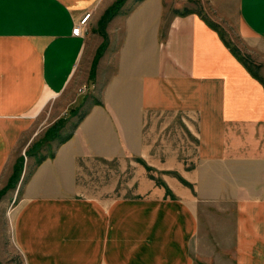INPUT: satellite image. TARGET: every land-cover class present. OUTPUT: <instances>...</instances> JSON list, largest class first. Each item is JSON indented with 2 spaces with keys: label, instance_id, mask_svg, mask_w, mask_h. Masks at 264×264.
<instances>
[{
  "label": "crops",
  "instance_id": "obj_1",
  "mask_svg": "<svg viewBox=\"0 0 264 264\" xmlns=\"http://www.w3.org/2000/svg\"><path fill=\"white\" fill-rule=\"evenodd\" d=\"M215 1L264 41V0ZM101 2L0 0V182L48 154L14 208L24 264H264V81L179 0H125L89 46L73 30ZM97 48V101L36 142Z\"/></svg>",
  "mask_w": 264,
  "mask_h": 264
},
{
  "label": "rangeland",
  "instance_id": "obj_2",
  "mask_svg": "<svg viewBox=\"0 0 264 264\" xmlns=\"http://www.w3.org/2000/svg\"><path fill=\"white\" fill-rule=\"evenodd\" d=\"M105 1L108 2V0ZM117 1L118 0H113V5ZM175 1L177 0H165V5L172 6L174 5ZM179 1L183 2L182 5L186 6V9L188 7H196L200 5L203 9L206 8L205 12L207 16L210 18L213 17L218 20L219 26L221 27L226 39L230 42L231 46L238 48V50L241 52V55L250 60L258 73H260L264 77V41L256 38L246 37L241 29L239 18L235 13V8L233 5H228L226 12H223L221 7L219 6V3H216L215 0ZM103 2H101L99 7L97 6L95 8L93 13L89 12L90 16L87 20L85 31L83 32V34L89 36L87 38H90L89 46L91 42H95V37L93 36L97 34L99 28H101V23L103 24L104 22L101 21V18H105L106 16L103 13ZM129 4H131L130 1L127 6H129ZM110 7L111 6H109V8ZM84 16L85 15H83L82 17ZM106 17V20L110 21L108 16ZM108 21L106 22V24L109 23ZM105 38L107 39V36ZM88 49H90V47H87L84 55H87ZM97 49L95 53L96 55H94L93 58V62L91 63L90 60L85 65L83 61V63H81L82 65H79L74 78L72 79L71 83L68 84L65 92L57 98L55 102V105L58 106L57 110L56 106H54V110L51 115H49L50 113L48 112L49 107H46L45 110H43L40 119L44 120V125L40 131L41 137L37 136L35 138H38L36 142L42 139L47 131L50 130L52 132V137L54 138V140H60L59 137L62 138L60 134L61 129L64 127L67 119L71 118L76 113H79V115H76V117H74L75 120L76 118L78 119L79 116L86 111L87 107L91 103H95L97 101L95 82L97 57L99 55V49ZM61 112L62 114H60ZM59 114L62 116L60 117ZM50 124L51 126H49ZM58 124L63 125V127L60 126L59 133L56 132L55 136H53L55 128L56 131L59 129L57 127ZM45 137L47 139L48 135ZM27 139L28 135H26L25 138L18 143L17 150L15 152L18 153L22 151L23 147L25 146V141L27 142ZM30 147L32 146H27L24 149L23 154H13L11 164L10 166H8V173L5 172V176L0 182V264H24V259L20 254V251L17 249L12 238L13 219L15 214L14 208L19 203L22 189L25 183L24 180L33 170L36 163L40 160V156L48 155L41 153L31 154L33 153V149L29 150Z\"/></svg>",
  "mask_w": 264,
  "mask_h": 264
},
{
  "label": "trees",
  "instance_id": "obj_3",
  "mask_svg": "<svg viewBox=\"0 0 264 264\" xmlns=\"http://www.w3.org/2000/svg\"><path fill=\"white\" fill-rule=\"evenodd\" d=\"M124 1L125 0H118L113 6H111L110 8H109V10L107 11V16H108V18H111L112 16H114L116 13H118L119 12V10H120V7L122 6V4L124 3ZM208 20H209V22L211 23V24H213L214 26H216L217 28H219V25L216 23V22H214V21H212L210 18H208V17H206ZM223 34V33H222ZM227 43L229 44V45H231L230 44V42H228L227 41ZM233 48V51L235 52V54L247 65V67L253 72V74H255L259 79H261L262 81H264V79L259 75V73H258V71L254 68V65L251 63V61L250 60H248L247 58H245V56H243V55H241V52L238 50V48H235V47H232ZM101 51H102V48H101ZM101 51H100V54H101ZM99 54V55H100ZM99 57V56H98ZM83 116H81V118H82ZM63 127V125H60V124H58L57 125V127L59 128V127ZM59 130H60V128H59ZM63 140H65V138H63ZM62 140V141H63Z\"/></svg>",
  "mask_w": 264,
  "mask_h": 264
},
{
  "label": "built area",
  "instance_id": "obj_4",
  "mask_svg": "<svg viewBox=\"0 0 264 264\" xmlns=\"http://www.w3.org/2000/svg\"><path fill=\"white\" fill-rule=\"evenodd\" d=\"M90 14H86L79 22L76 23L73 33L76 35H82L85 31L86 23Z\"/></svg>",
  "mask_w": 264,
  "mask_h": 264
},
{
  "label": "snow or ice",
  "instance_id": "obj_5",
  "mask_svg": "<svg viewBox=\"0 0 264 264\" xmlns=\"http://www.w3.org/2000/svg\"><path fill=\"white\" fill-rule=\"evenodd\" d=\"M0 8H2V4H0Z\"/></svg>",
  "mask_w": 264,
  "mask_h": 264
}]
</instances>
